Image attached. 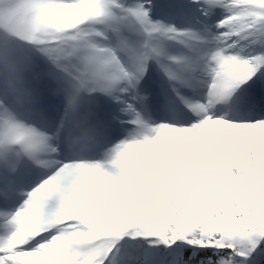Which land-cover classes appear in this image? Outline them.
I'll return each mask as SVG.
<instances>
[{
    "label": "snow or ice",
    "instance_id": "1",
    "mask_svg": "<svg viewBox=\"0 0 264 264\" xmlns=\"http://www.w3.org/2000/svg\"><path fill=\"white\" fill-rule=\"evenodd\" d=\"M23 7L75 14L81 28L58 37L70 41L59 47L23 49L0 35V264H59L54 257L66 252L78 253L79 264H264V209L241 191L256 162L264 166V0H32ZM217 9L223 18L213 26ZM176 18L187 26L166 22ZM241 41L257 47L238 49ZM170 44L185 54L169 55ZM21 105L32 122L13 110ZM124 124L133 126L125 139L102 159L88 158ZM160 158L175 169L170 187L146 168ZM32 166L39 182L22 191ZM99 174L107 200L119 205L108 231L90 221L46 224L61 220ZM185 182L189 191L174 190ZM161 188L168 195L158 200ZM33 215L43 230L26 223ZM74 237L79 242L69 246Z\"/></svg>",
    "mask_w": 264,
    "mask_h": 264
},
{
    "label": "rangeland",
    "instance_id": "2",
    "mask_svg": "<svg viewBox=\"0 0 264 264\" xmlns=\"http://www.w3.org/2000/svg\"><path fill=\"white\" fill-rule=\"evenodd\" d=\"M32 2V0H28L24 5H26V4H29V3H31ZM23 5V6H24ZM21 10L24 12V11H26L27 9H25L24 7H22L21 8ZM33 12V14H31V16H30V18H29V20H28V22H27V25L25 26V27H28V28H31V29H36L37 31H39L40 32V30H41V28L39 27V25H40V22H41V20H42V17H46L47 18V23L49 24V23H51V25L52 26H55L56 24H57V27L58 26H60V24H62L61 26H65V25H71V24H73L75 21H77L78 19H79V17H76L75 16V14H73L72 16H68V17H64V16H60V17H57V16H55L53 19H49V18H51V16H45V15H43L42 13H37V12H35V11H32ZM26 14V13H25ZM27 15H29V14H27ZM42 16V17H41ZM41 18V19H40ZM223 18V12H222V10H220V9H217L216 10V12H215V15H214V17L211 19V20H209V24L210 25H215V23L216 22H218L220 19H222ZM3 22H5V20L4 19H1ZM19 27V26H18ZM30 29V31H27V34L29 35V39H34V38H32L31 37V35H32V31L33 30H31ZM39 29V30H38ZM45 29H49L50 30V27L48 26V25H46V27H45ZM211 31L212 32H215V28L214 27H212L211 28ZM24 33L26 32V31H23ZM47 31L46 30H44V32H41V34H40V37L41 38H43L42 40H44V41H46V40H53V39H55V38H45L46 37V33ZM52 33H53V31H52ZM58 33H60V32H56V33H54V34H58ZM59 47V46H58ZM238 49H239V47H237ZM245 48L248 50V51H250V48H249V45H247V46H245ZM199 75H202L201 73L199 74ZM198 78H199V80H201V81H203V80H206L207 79V77L206 76H198ZM203 91L204 92H206L207 91V88H206V86L205 87H203ZM14 110V109H13ZM61 112H62V108H61ZM22 119L25 121V122H31V117L30 118H25V117H22ZM33 126H35V125H33ZM125 139V138H124ZM103 158V155L102 156H99L96 160H100V159H102ZM147 167H152L153 168V170H154V172L157 174V176H158V166L157 165H146V168ZM94 180H95V183H93V184H96L97 183V188H96V193H95V195H98V194H101V193H103V189L100 187V184L102 183V182H104L105 181V177L103 176V174H99L98 176H96L95 178H94ZM31 182H33V180L31 179L30 181H29V184H31ZM247 191V193H248V195H247V198H246V202H248V203H251V205H252V207L254 208V209H257V210H260V209H263L262 208V206L260 207V206H258V201L259 200H257L258 198H257V191H255L254 190V188H253V186L251 185V184H245V186H244V188H242L241 189V191ZM31 191V190H30ZM86 198H87V195L85 196V197H83L82 195L80 196V198L79 199H76V200H73L71 203H70V205L68 206V208H71L72 210H74L75 212H79V210L82 208L83 210H85V204H86ZM96 203V199H94L93 200V203ZM114 205V204H113ZM116 206V208L113 206V209L114 210H111V203L107 200V198H106V195L104 194V199H103V203H102V206H101V208H100V210H102V213L104 214H102V216H103V218L101 217V219H102V221L103 222H105V223H107L109 226H112V224L114 223V220H115V214H114V212H116V214H117V212H118V209H119V205H117V204H115ZM112 211H114V212H112ZM105 213H106V215H105ZM111 213L112 214H114L115 216H111ZM110 214V215H109ZM32 219H35V220H38L39 221V218L36 216V215H33L31 218H29V219H27V221L26 222H29L30 220H32ZM51 221H53V220H51ZM51 221H48V222H46V224L47 225H49V223L51 222ZM40 222V221H39ZM72 243V242H71ZM67 253V252H66ZM73 253L74 252H72V254H71V256H73ZM122 253H124V249H121V252L120 253H118L117 254V256L119 257ZM68 259H75L74 257H68L67 258V260Z\"/></svg>",
    "mask_w": 264,
    "mask_h": 264
},
{
    "label": "clouds",
    "instance_id": "3",
    "mask_svg": "<svg viewBox=\"0 0 264 264\" xmlns=\"http://www.w3.org/2000/svg\"><path fill=\"white\" fill-rule=\"evenodd\" d=\"M52 35H53V38L65 37L64 35H60V36H56V34H52ZM60 40H61L62 43H70V41H67V40H63V39H60ZM22 48L26 49V48H28V46L23 44ZM85 55H87V53H85ZM19 108L21 110L24 109L22 105ZM20 114H21V116H23L24 115V111H21ZM109 178H113V177H109ZM146 183L148 184V187H149V190H150L151 189V184H152L151 179L146 181ZM174 190L177 191V192H180V193H185V192L189 191L188 182H185V184H183L182 186H175ZM167 195H168V189L161 188L156 193V199L159 200V199L165 198Z\"/></svg>",
    "mask_w": 264,
    "mask_h": 264
},
{
    "label": "bare ground",
    "instance_id": "4",
    "mask_svg": "<svg viewBox=\"0 0 264 264\" xmlns=\"http://www.w3.org/2000/svg\"><path fill=\"white\" fill-rule=\"evenodd\" d=\"M113 206L115 207L116 205H115V204H114V205L111 204V207H110L111 210H114V209H113ZM116 207H117V206H116ZM116 207H115V208H116ZM112 212H114V211H112ZM114 214L116 215V212H114ZM114 214L111 213V216H115ZM105 215H106V213H105ZM109 215H110V214H109ZM115 217H116V216H115Z\"/></svg>",
    "mask_w": 264,
    "mask_h": 264
}]
</instances>
